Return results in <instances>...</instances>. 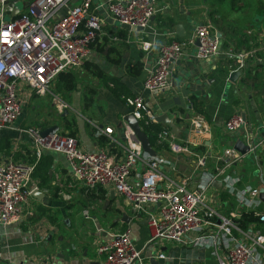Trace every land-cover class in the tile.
I'll return each instance as SVG.
<instances>
[{
    "label": "crops",
    "instance_id": "0c3cea01",
    "mask_svg": "<svg viewBox=\"0 0 264 264\" xmlns=\"http://www.w3.org/2000/svg\"><path fill=\"white\" fill-rule=\"evenodd\" d=\"M31 1L15 0L12 4L22 6L21 13ZM109 1L111 0H93L92 12L102 20V34L98 38V44L95 42L92 46V57L88 61L97 64L107 75V78L103 80L92 76L84 70L82 65L62 74L74 76L75 80L72 85L62 81V75L57 79L58 87L67 100L65 101L59 94H55L54 87H57L55 86L57 81L52 86V92L69 106L68 111L62 113L56 107L58 114L65 116L62 126L57 125L60 127L59 134L67 136L73 134V139L84 151L96 152L108 149L111 154L123 157L129 148L130 129L124 118L129 114L130 109L123 98L117 97L111 90L114 86L109 82V79H118L126 93L143 100L147 111L156 117L167 114L173 119L181 131V136L186 135L183 141L184 145L187 147L205 145L207 147L206 154L192 153L188 148L189 152L177 154L171 151L163 153L162 159L158 157L169 179L172 178L179 183L190 179L189 188L197 189L204 185L207 176H211L217 171V158L223 157L226 150L234 148L238 140L245 141L247 145H253L254 142L264 138V78L260 74L264 72V8L259 10V7H256L253 10V6H251L252 2L259 3L262 0H251L249 3L236 0L239 7L237 5L235 7L233 2L232 13L244 20L231 17L232 13H229L230 17H225L213 9L210 11L212 7L202 11L201 17L199 13L197 17H194L195 12L188 6L191 0H181V6L173 5L171 3L173 0H156L158 13L150 26L141 31L125 27L113 19L105 9ZM80 2L81 0H75L72 6L79 5ZM211 12L214 14L213 18ZM60 13L65 14L66 10H62ZM5 19L7 21L13 19L9 11H7ZM201 23L211 25L214 33L219 37V55L212 61H197L195 48L190 47L183 59L175 65L170 89L162 94L144 90V81L157 61L161 46L175 38L181 41L191 39L197 25ZM179 24L183 26L181 32L185 34L184 37L177 34L176 26ZM146 44H149L148 50L145 49ZM110 48H117L122 54L119 65L110 62L108 58ZM244 53L251 54L245 61V64L251 65L247 72L248 79L245 83L241 80L237 85L230 84L228 82L229 74L221 73L220 69L228 65H234V70L239 69L240 56ZM137 63H143L142 73L138 76L128 75L127 68ZM254 72H256L255 76ZM66 87L73 88L67 90ZM240 87H244L245 91H242ZM32 97L39 96L26 90V105L21 117L13 128L0 132V143L3 147L4 145L10 146L9 153L4 152L0 146V161L4 162L12 158L16 162L27 164L37 162L36 160L32 163L27 156L28 154L31 157L36 156L35 143L26 132L28 129L23 127L25 130H20L24 109ZM192 97L196 99L197 109H200L201 113L195 110L191 101ZM243 113L246 115L247 126L236 133H227L226 122L233 116ZM196 118L207 123L209 134L200 135L193 132L192 122ZM106 128H111L113 133L111 135L102 133L101 131ZM44 129L46 128L39 130L43 131ZM99 133L101 134L98 135ZM101 137L109 142L111 148L110 145L102 146L100 144ZM175 139L179 140L176 137ZM178 142L180 143V141ZM111 149L113 150L111 151ZM46 155H50L52 158V167L49 171L50 187L39 188L38 186L44 196H40V198L42 197L40 200L33 196L30 198L21 221L13 225L0 226V264H100L103 256L99 253V246L102 242L110 241L113 235L118 234L104 231V224L100 226V229L97 228L104 240L102 242L94 240V234L88 237L79 231V234L59 235L58 237L55 236L57 233L53 231L50 235L46 234L47 227L45 228V225L48 226V221L41 215L42 211L49 210L56 200L73 203V198L78 194H85L88 200L92 194L73 179L64 155L52 152L46 153ZM241 155V161L233 164L227 171L228 174L239 179L236 189L238 194L234 196L229 194L221 182L218 183H221L222 188L213 186L207 192V197L212 200L213 207L215 206L216 209L220 207L219 210L222 213H229L232 210H237L242 215L249 213L239 206L241 194L249 189L262 186L260 175L262 174L264 177V150L258 154L260 165H256L254 157L249 154ZM203 157H208L207 166L205 169L197 171L196 163L199 158ZM246 158H250V164L245 161ZM143 169V164L139 163L135 172H142ZM34 182L36 183L35 180ZM103 189L107 191V199L96 201L94 203L96 204L95 210L100 212L103 218H106L108 214L114 216L110 226L112 228L118 224L122 227L123 224H126V227H129L127 230L131 231V239L138 249L144 251L146 257L164 253L166 259H159V264H217L215 253L211 249L201 247L205 251L193 252L191 250L194 248L182 247L167 241L151 242V230L148 226L147 215L138 213V217L133 216L134 210L131 211L116 203L119 198L123 199L122 197L115 194L114 199H111V190ZM224 193L229 195L228 198L223 197ZM107 201L109 204L103 209ZM85 204L83 202V205ZM259 211L264 212V204L261 205ZM124 214L129 219L127 223L122 220ZM85 217L82 215V219L85 220ZM142 217L145 218L144 227L135 223L143 221ZM88 220L97 225L95 217ZM40 223H44V225ZM54 226L57 225L54 224ZM261 226L264 227V225ZM169 248L179 255V260L182 259L181 262L167 261L166 253ZM145 264H151L150 260H146Z\"/></svg>",
    "mask_w": 264,
    "mask_h": 264
},
{
    "label": "built area",
    "instance_id": "2783aa9c",
    "mask_svg": "<svg viewBox=\"0 0 264 264\" xmlns=\"http://www.w3.org/2000/svg\"><path fill=\"white\" fill-rule=\"evenodd\" d=\"M14 1L0 0V132L13 128L21 117L26 90L39 97L52 95L58 111H68L69 106L52 93V86L63 73L90 61L92 46L102 34V20L92 12L93 0H81L76 6H72L75 0H32L16 18L7 21V4ZM105 9L113 19L133 30L148 28L158 13L156 0H111ZM62 10L66 13L61 14ZM84 23L85 28L81 29ZM190 47L195 48L197 61H212L220 53V39L211 25L201 23L191 39L175 38L162 45L144 81V90L162 94L170 89L175 65ZM145 49H149V44ZM250 56V53L240 56L239 69L245 67ZM127 106L139 121L146 114L149 122L157 124L156 116L147 111L141 98L128 100ZM247 124L243 116L237 114L226 122L225 129L232 134ZM192 130L200 135L210 132L207 123L200 118L192 122ZM26 132L35 143L37 161L45 153L62 154L71 176L84 188L103 187L115 191L135 212L146 214L151 242L167 241L186 248L209 247L215 253L217 264H264V231L253 224L243 230L242 213L237 210L222 213L207 197L215 182H221L229 194H238L239 179L227 172L242 159L235 148L217 158L224 163L223 167H218L215 174L207 176L204 185L193 190L189 188L190 179L182 183L169 179L159 158L145 154L141 145L132 140L131 130L129 148L123 157L111 154L108 149L84 151L64 134L42 138L40 130ZM101 132L111 135L113 130L106 128ZM164 142L173 153L189 152L187 146L176 142L172 130L159 136V143ZM248 147V154L260 165L258 154L264 150V138ZM139 163L144 169L136 173ZM207 163L208 157L199 158L195 169H205ZM36 167L37 162L27 164L12 158L0 161V226L21 221L30 198L39 190L33 179ZM260 177L262 186L241 194L239 206L255 213L259 217L258 224L264 225V212L259 211L264 204L260 198L264 193V177L262 174ZM99 253L103 256L100 264H145L151 258L166 259L164 253L146 257L131 239L130 230L102 243Z\"/></svg>",
    "mask_w": 264,
    "mask_h": 264
},
{
    "label": "rangeland",
    "instance_id": "374dc122",
    "mask_svg": "<svg viewBox=\"0 0 264 264\" xmlns=\"http://www.w3.org/2000/svg\"><path fill=\"white\" fill-rule=\"evenodd\" d=\"M239 2L249 3L251 0H238ZM263 1V3H262ZM258 2H252L251 6L254 8L259 7V10L264 8V0ZM233 2L238 6V2L236 0H191V3L188 4L190 10H193L195 14H193L194 17H197L198 13L201 17L202 11L206 10L208 7H212L210 11L215 10L217 13L224 15L225 17H230L229 13H232V10L234 9ZM171 3L176 6H181V0H173ZM216 4V5H215ZM263 5V6H262ZM186 6V5H182ZM249 6V4H247ZM239 7V6H238ZM224 12V13H223ZM233 14V13H232ZM212 18L214 17V14H212ZM231 17H238V15L233 14ZM240 18V17H238ZM241 20H244L240 18ZM264 72L260 73L263 75ZM59 81L56 82L54 87L55 94H59L65 101L67 100V97H63V92L58 87ZM53 90V91H54ZM54 93V92H52ZM77 117V116H74ZM65 119V116L62 114H58L56 111V106L54 104V98L52 95H47L44 97H32L29 101L28 105L24 109V113L22 116V127H20V130L25 129H35L39 130L40 128H49L52 127L51 125H59L62 126L63 120ZM19 124V122H18ZM17 124V125H18ZM23 127L25 129H23ZM247 163H251L250 158H246L245 160ZM240 196V195H239ZM79 198V201H78ZM73 203H65L63 200H56L55 204L49 208V210L42 211L41 215L43 217H46V220L48 221V226L45 225L46 234L50 235L51 231L56 232L57 235H72V234H79V232L85 233L88 237H91L92 234L95 236L96 241H104L102 240V235L98 232L97 228L102 224L104 231H112L111 233H122L127 230L125 225H116V227H110L112 225V219L114 216L112 214H108L106 218H103L101 213L95 210L96 201L88 200L85 194H78L75 196ZM119 201L116 203L124 208H128L131 211L133 210L130 205H128L123 199H118ZM83 202L86 203L83 205ZM105 209V206L103 207ZM109 209V208H108ZM95 210V211H94ZM111 210V209H109ZM82 215H87L88 218L95 217V222L97 225L91 221L88 220L85 217V220L82 219ZM138 217V213L135 212L133 216ZM92 216V217H91ZM144 217H142L141 222H135L137 225H140L141 227L145 226ZM53 220V221H52ZM42 222V221H41ZM68 222V225H67ZM41 225H44V223H40ZM54 224L57 226L55 227ZM103 243V242H102ZM101 243V244H102ZM206 249H211L209 247H202ZM201 247H196L192 249L191 251L197 252V251H205ZM212 250V249H211ZM209 251V250H208ZM211 253V252H210ZM167 261L171 263H179L181 262L179 260V255H176L173 249H168L167 253ZM178 258V259H177ZM196 264V263H195Z\"/></svg>",
    "mask_w": 264,
    "mask_h": 264
},
{
    "label": "trees",
    "instance_id": "16d2710c",
    "mask_svg": "<svg viewBox=\"0 0 264 264\" xmlns=\"http://www.w3.org/2000/svg\"><path fill=\"white\" fill-rule=\"evenodd\" d=\"M85 24V23H84ZM82 25L81 29H84L85 25ZM122 37V36H121ZM98 41V39L96 40V42ZM95 44V43H94ZM93 44V45H94ZM98 44V42H97ZM110 62L114 65H119L122 59V54L120 53V51H118L117 48H110L109 50V56H108ZM83 68L86 72H88L89 74H91L92 76L96 77V78H101L103 80H106L107 75L102 71V69L95 63L93 62H86L83 65ZM144 68L143 63H137L133 66H129L127 68V74L130 76H138L142 73ZM61 80L66 82L68 85H72L74 83V76L72 74H65L61 76ZM109 82L114 86L113 88H111L112 92L119 98H123V101L127 104L128 100L130 99H134V96L129 95L128 93L125 92L124 90V86L121 84V82L118 79H109ZM73 87H66L67 90H71ZM191 101L193 102L194 108L197 112L201 113L200 109H197V101L194 97L191 98ZM140 124L141 127L144 131V133L148 136V138L150 139L151 145L153 146V148L156 150L158 156L162 159V154L165 152H171L170 147L168 145L167 142L164 143H159V136L165 132V131H171V129L163 124H154L149 122L148 117L146 116V114H143V117L140 120ZM186 136V135H185ZM185 136H180L179 140H176V142L180 141V145L181 146H186L184 145L183 141ZM69 138L73 139L74 135L73 134H69L68 136ZM100 144H102V146H109V142L104 138L101 137L100 138ZM0 146H2V149L4 152L9 153L10 152V146L9 145H2V143H0ZM111 148V145H110ZM190 149V151L192 153H198V154H206L207 151V147L205 145L203 146H199V147H188ZM113 149H111L112 151ZM30 159L31 162L34 163L37 159L36 156L35 157H31L30 154L27 155ZM217 167H223L224 163L222 162H216ZM52 167V158L50 155H46V153L42 156V158L40 160L37 161V167H36V171L33 175V179L36 181L37 186H39V188H43L49 186L50 187V175H49V171L51 170ZM166 170L164 169V173ZM90 192H92L91 196H90V200L92 201H104L107 199V191L104 190L102 187H97L93 190L88 189ZM94 194V195H93ZM228 194L223 195V197H227L228 198ZM259 222V217L252 212L249 213H244L242 215V218L240 220V224H241V228L243 230H248V228L250 227L251 224L255 225V228L263 230L264 227H262L260 224H258ZM125 225V224H123ZM115 226V225H114ZM126 226V225H125ZM261 227V228H260Z\"/></svg>",
    "mask_w": 264,
    "mask_h": 264
},
{
    "label": "water",
    "instance_id": "95a60500",
    "mask_svg": "<svg viewBox=\"0 0 264 264\" xmlns=\"http://www.w3.org/2000/svg\"><path fill=\"white\" fill-rule=\"evenodd\" d=\"M203 1H207V0H203ZM22 8H23L22 6L19 7L18 5H15L12 3L7 4V7H6L7 11H9L11 13V16L13 19L16 18L17 15H19ZM182 29H183V26L181 24L176 26L177 34L180 37L185 36V34H183L181 32ZM138 30L141 31L142 29H138ZM196 45L197 46L199 45L198 40L196 41ZM234 68H235L234 65L233 66L228 65V66L221 67L220 71L223 74L224 73L229 74L228 75V82L230 84L237 85L240 83L241 80H243V83H245L246 79H248L247 78V72L251 68V65L245 64V67L243 69L234 70ZM253 75L255 76L256 72H254ZM263 78H264V73H263ZM252 85L255 86V84H252ZM240 88L242 91H245L244 87H240ZM263 94H264V90H263ZM242 116H243L244 120L247 121L245 113H243ZM124 121L128 124L129 129L133 133L132 140L141 145L143 152L152 158H158L159 156H158L156 150L151 145L150 139L144 133V131L141 127L140 121L130 112L124 118ZM156 121L158 124H163V125L169 127L172 130V132L176 138H179L181 136V131H180L179 127H177L174 120L171 119L167 114L157 115ZM59 132H60V127L57 125H54L52 127L46 128L43 131H41V137L46 138L47 136L57 135V134H59ZM257 143H258V141L254 142L253 144L255 145ZM234 148L243 155H247L249 153V147L245 141L238 140L235 143ZM213 186L216 188H222L221 183H218V182L214 183ZM110 195H111V199H114L115 191H111ZM40 196L43 197L44 194L42 192H40L39 190L33 193V197H35L36 199H39V200L42 199V197L40 198ZM260 198L264 202V193L263 192H262ZM108 204H109V201L106 202L105 208ZM122 220H123V222L127 223L129 219L124 214ZM150 263L151 264H159V261L155 258H151Z\"/></svg>",
    "mask_w": 264,
    "mask_h": 264
}]
</instances>
